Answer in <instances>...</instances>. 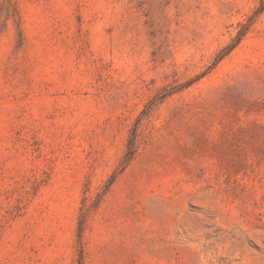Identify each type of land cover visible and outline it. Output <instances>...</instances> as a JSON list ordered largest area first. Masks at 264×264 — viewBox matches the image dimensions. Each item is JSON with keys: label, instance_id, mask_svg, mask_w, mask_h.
Returning a JSON list of instances; mask_svg holds the SVG:
<instances>
[{"label": "rangeland", "instance_id": "obj_1", "mask_svg": "<svg viewBox=\"0 0 264 264\" xmlns=\"http://www.w3.org/2000/svg\"><path fill=\"white\" fill-rule=\"evenodd\" d=\"M0 264H264V0H0Z\"/></svg>", "mask_w": 264, "mask_h": 264}]
</instances>
